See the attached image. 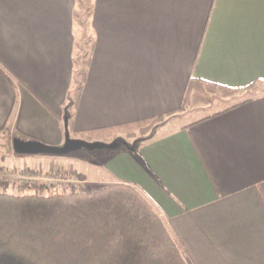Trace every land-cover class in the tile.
Here are the masks:
<instances>
[{
    "label": "crops",
    "instance_id": "obj_1",
    "mask_svg": "<svg viewBox=\"0 0 264 264\" xmlns=\"http://www.w3.org/2000/svg\"><path fill=\"white\" fill-rule=\"evenodd\" d=\"M82 1L85 25L77 0H0L3 146H60L65 129L106 143L114 130L164 116L134 153L99 150L95 182L137 188L189 264H264V92L195 119L206 106L185 108L200 83L239 90L264 82V0ZM21 157L46 164L62 156Z\"/></svg>",
    "mask_w": 264,
    "mask_h": 264
},
{
    "label": "trees",
    "instance_id": "obj_2",
    "mask_svg": "<svg viewBox=\"0 0 264 264\" xmlns=\"http://www.w3.org/2000/svg\"><path fill=\"white\" fill-rule=\"evenodd\" d=\"M83 75L79 74L80 82ZM193 81L196 80L189 79V86ZM79 89L80 86L65 106L67 117L70 107L77 102ZM164 122V116L133 122L129 129H148V135L132 142L110 144L112 148L124 146L134 153L139 143ZM65 132L68 134L66 129ZM0 264L189 261L154 205L134 186L113 183L87 191L0 193Z\"/></svg>",
    "mask_w": 264,
    "mask_h": 264
},
{
    "label": "rangeland",
    "instance_id": "obj_3",
    "mask_svg": "<svg viewBox=\"0 0 264 264\" xmlns=\"http://www.w3.org/2000/svg\"><path fill=\"white\" fill-rule=\"evenodd\" d=\"M77 0V11L82 10V16L79 15V22L85 25L86 9L89 6L87 1H82L81 7ZM79 47V46H78ZM83 47V46H82ZM80 49V47H79ZM81 55L77 57V79L78 85L80 76L84 72L86 48L81 50ZM81 56V57H80ZM198 84L199 91L197 94L188 91L185 100V108L196 105L206 106L191 114L190 119L209 115L210 113L222 109L228 105L241 101L253 95L264 92V82H257L247 89H225L212 86H201ZM197 87V86H196ZM197 91V90H196ZM210 93V94H209ZM212 93H215L213 95ZM167 118L165 117V120ZM148 129L130 128L117 129L113 131V138H110L106 144L118 142L121 140L132 142L135 138L148 135ZM71 137H77L71 134ZM80 139V138H79ZM85 140V139H82ZM87 141V140H85ZM95 142V141H88ZM104 143V142H102ZM0 138V193L10 194H46L47 191L67 192L87 191L100 187L95 182V154L102 149L86 150L81 148L62 157L55 158L53 162L43 164L35 161H20L16 158H28L32 155L17 154L12 149V143H7ZM15 154V155H14ZM85 171L83 177L80 173ZM81 176V177H80ZM87 180V181H86Z\"/></svg>",
    "mask_w": 264,
    "mask_h": 264
},
{
    "label": "water",
    "instance_id": "obj_4",
    "mask_svg": "<svg viewBox=\"0 0 264 264\" xmlns=\"http://www.w3.org/2000/svg\"><path fill=\"white\" fill-rule=\"evenodd\" d=\"M112 147L113 144H106L98 141L88 142L79 138H71L68 134H65L64 142L60 146L46 145L37 141L12 140L13 151L21 155L48 154L63 156L81 148L86 150H96Z\"/></svg>",
    "mask_w": 264,
    "mask_h": 264
}]
</instances>
